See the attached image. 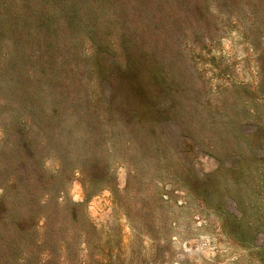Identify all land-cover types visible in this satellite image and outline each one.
I'll use <instances>...</instances> for the list:
<instances>
[{"label":"rangeland","instance_id":"1","mask_svg":"<svg viewBox=\"0 0 264 264\" xmlns=\"http://www.w3.org/2000/svg\"><path fill=\"white\" fill-rule=\"evenodd\" d=\"M214 14L179 63L158 59L165 100L140 120L101 108L91 128L61 129L37 118L49 95L36 114L9 99L0 264H264V0Z\"/></svg>","mask_w":264,"mask_h":264},{"label":"trees","instance_id":"2","mask_svg":"<svg viewBox=\"0 0 264 264\" xmlns=\"http://www.w3.org/2000/svg\"><path fill=\"white\" fill-rule=\"evenodd\" d=\"M228 4L229 0H0V127L9 126L6 111L16 104L9 99L24 95L20 104L29 106L31 114L38 107L42 110L38 95L52 97L50 111L37 118L61 129L71 127L69 123L91 128L101 108L126 124L131 121L128 115L139 120L148 116L156 108L152 98L165 100L162 71L155 68L158 59L179 63V51L207 40L215 8ZM91 79L95 88L88 95L84 85ZM158 118L167 115L160 113ZM32 120L18 117L14 125L29 126ZM16 137L23 143L24 157L32 158L23 134ZM93 161L81 171L89 165L100 168Z\"/></svg>","mask_w":264,"mask_h":264}]
</instances>
